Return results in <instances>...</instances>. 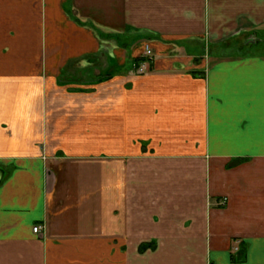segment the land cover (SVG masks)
<instances>
[{"label":"crops","instance_id":"obj_1","mask_svg":"<svg viewBox=\"0 0 264 264\" xmlns=\"http://www.w3.org/2000/svg\"><path fill=\"white\" fill-rule=\"evenodd\" d=\"M263 34L264 0H0V264H264Z\"/></svg>","mask_w":264,"mask_h":264},{"label":"rangeland","instance_id":"obj_2","mask_svg":"<svg viewBox=\"0 0 264 264\" xmlns=\"http://www.w3.org/2000/svg\"><path fill=\"white\" fill-rule=\"evenodd\" d=\"M108 32L109 31H105L104 30V33H108ZM109 35H111V34H109ZM261 37L263 39H262V41L259 44H256V45L250 44L248 47L245 46V48L247 47L246 49L248 51H255V52L264 51V42H263V40H264V34ZM110 38H111V36H109L107 38H104V40L105 41L106 40H110ZM136 38H135V42H133V45L131 46V45L128 44V41H129L128 35H126V34H120V38H119L120 43H118L120 45L119 46L117 45L119 47V53L118 54H115L114 52H112V49H113V46L114 45H112V44H108V45L104 44V56H105L106 62H108V64H111L110 61L113 60V57L111 56L112 54H114L113 56H115V57H117L119 59V63H117V64L120 67L121 71L119 73H117V74L118 75H122L123 78L121 77V80L120 81L123 80L121 83H125L126 84L125 86H129L130 85V82L129 81H131L132 76L142 75V74L146 73L149 70V68L148 69L146 68V67H148V65L147 66L143 65L145 62H147V60L144 61V62H141L138 67L132 66L131 65L132 57H136V56H139V55H143V56H145L147 58H150L151 55L153 54L152 47L149 45V43H147V41L137 42L138 39H142V38H138V37H136ZM145 45H148L150 47V50H151V54L150 55L145 54V52H144ZM137 47H142V49H141V51H138L135 54V53H133V50H135ZM204 47H205V51H203L202 53L203 54H207L208 48H209L207 42H205V46ZM243 51H245V49ZM114 63H115V61H114ZM109 69H112L113 70V69H115V67L109 66ZM112 70L111 71H108V72H110L111 74H114V71H112Z\"/></svg>","mask_w":264,"mask_h":264},{"label":"trees","instance_id":"obj_3","mask_svg":"<svg viewBox=\"0 0 264 264\" xmlns=\"http://www.w3.org/2000/svg\"><path fill=\"white\" fill-rule=\"evenodd\" d=\"M248 44V43H247ZM126 47V46H125ZM146 60H148V58L147 57H145V56H136V57H132V60H131V65L132 66H134V67H138L139 66V64L141 63V62H144V61H146ZM149 63V69L151 68V66H150V62H148ZM192 73L193 74H195L196 73V71H192ZM241 160H244V159H241ZM149 246H151V243H142L140 246H139V250H143L144 248H147V247H149ZM240 247H241V251H238V253L237 254H235V256H233L232 257V259L233 260H240V259H242V251H244V246H241L240 245ZM239 247V248H240Z\"/></svg>","mask_w":264,"mask_h":264},{"label":"built area","instance_id":"obj_4","mask_svg":"<svg viewBox=\"0 0 264 264\" xmlns=\"http://www.w3.org/2000/svg\"><path fill=\"white\" fill-rule=\"evenodd\" d=\"M144 52L147 55L151 54V50H150V47L148 45H145ZM39 229H40V225H35V226L32 227L33 232H38Z\"/></svg>","mask_w":264,"mask_h":264},{"label":"water","instance_id":"obj_5","mask_svg":"<svg viewBox=\"0 0 264 264\" xmlns=\"http://www.w3.org/2000/svg\"><path fill=\"white\" fill-rule=\"evenodd\" d=\"M2 178H3V174H0V181H1Z\"/></svg>","mask_w":264,"mask_h":264}]
</instances>
